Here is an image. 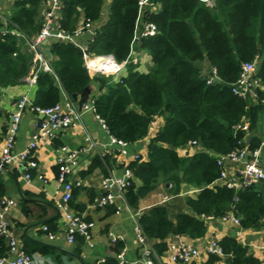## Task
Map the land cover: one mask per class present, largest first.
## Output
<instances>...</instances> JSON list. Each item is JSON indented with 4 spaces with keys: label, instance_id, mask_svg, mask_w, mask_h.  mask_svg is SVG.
<instances>
[{
    "label": "trees",
    "instance_id": "obj_1",
    "mask_svg": "<svg viewBox=\"0 0 264 264\" xmlns=\"http://www.w3.org/2000/svg\"><path fill=\"white\" fill-rule=\"evenodd\" d=\"M43 0H16L14 11L8 18V28L21 31L26 39L11 33L0 34V86L22 83L33 66V52L27 40L37 34L42 26L37 19ZM156 3L157 11L150 10ZM103 0H62L58 26L63 32L73 34L80 23L100 18ZM107 19L88 40L85 52L89 55H111L116 62L126 61L119 79L101 74L90 75L85 66L83 50L69 40L49 43L52 72H38L33 103L48 107L60 102L62 93L71 97L80 95L92 81L99 84L100 92L91 97L95 113L104 121L109 134L125 143L137 141L148 134L156 114L165 113L162 127L151 137L147 158H135L128 164L132 179L124 189V200L132 208L153 190L159 181L169 183L171 195L179 193L180 183L199 188L195 197L186 196L189 212H179L174 220L169 216V202L155 204L141 212L138 222L153 244L158 256L166 253L169 235H186L200 238L206 232V217L218 218L232 212L242 228H262L264 231V185L253 182L240 189L216 183L220 168L216 154H225L241 146L256 147L260 139L253 135L247 142L246 132L234 126L242 120L249 122V134L255 129L262 104L232 92V84L239 76L241 64L257 60L255 75L264 85V0H150L138 14V0H111ZM139 15V16H138ZM150 22L155 33L139 39L140 49L148 52L151 64L147 72L136 69L129 60L135 21ZM82 21V22H81ZM206 59L222 82L207 83L197 61ZM36 68V66H35ZM196 140L205 151L180 156L175 148ZM105 157L96 156L83 177L99 167L107 174ZM79 186L72 188L70 205L81 213L86 204L74 203L73 195ZM6 191L0 174V198ZM93 198H89L91 203ZM110 213L115 208L108 206ZM23 211L27 213L26 207ZM89 220L88 217H85ZM49 230L56 224L47 221ZM264 239V233H263ZM223 249L227 264H261L246 245L234 236L217 240ZM79 254L85 243L75 234ZM124 246L117 241L112 247L119 252ZM23 248L28 253L52 256V247L35 244L24 239ZM8 246L0 238V256ZM221 257L209 254L205 264H215ZM105 264H116V258H107ZM90 264V263H83ZM122 264H133L125 262ZM193 264V263H190Z\"/></svg>",
    "mask_w": 264,
    "mask_h": 264
},
{
    "label": "crops",
    "instance_id": "obj_2",
    "mask_svg": "<svg viewBox=\"0 0 264 264\" xmlns=\"http://www.w3.org/2000/svg\"><path fill=\"white\" fill-rule=\"evenodd\" d=\"M15 1L0 0V18L8 20L14 11ZM110 2L111 0H103L100 18L93 23L94 28L107 19ZM160 8L161 4L156 3L150 7V10L157 11ZM46 10L47 6L42 1L37 13V19L41 23L45 17ZM90 38L91 36H89L88 32L83 31L73 35L70 41L75 42L77 45L85 46ZM54 40L57 39L54 36H50L47 39V43L42 45L43 48L44 46L48 47L49 43ZM139 45V38H136L130 50L128 61L136 64L137 70L147 72L151 64L150 55L146 50L140 49ZM196 64L203 74L210 76L213 67L206 59L199 60ZM25 78L22 83L0 86V152L5 143L10 114L15 109L16 100L24 93L30 95L31 98L34 96L36 86H28ZM214 82L220 83L222 80L219 77H215ZM99 92V84L92 81L86 101H90L91 97ZM80 97L81 94L77 95L78 100ZM70 98L73 101L71 106L78 110V101L73 100L72 97ZM63 101L64 97L62 96L61 104H63ZM62 109L67 111L66 106H63ZM164 115L165 113L163 112L154 116L150 123L148 134L145 137L119 145L112 142L111 135L96 118L94 111L87 110L81 113L79 119L73 125L58 132L56 136L39 140L34 150V157L38 167L32 172L31 179H26L24 171L15 164H9L1 173L6 185V191L2 197L13 201L7 212V219L10 230L17 238L19 244L23 247L24 239H27L35 244L52 247L54 251L51 253L52 256L49 257L53 264H105L104 262L107 258H115L116 252L112 250L115 243L111 242V238L112 236H117L119 241L124 244L125 260L127 262L135 261L140 256V249L134 238L132 215L140 214L152 205L169 202V207H172V210L177 208V211H173V216H170L174 220L177 213L187 212L185 211L186 196L195 197L199 191V188L182 182L180 183L179 193L171 195L166 191L170 184L159 181L153 190L140 198L139 207L132 209L118 194L117 186L110 185L105 181L110 176H122L126 171H129L130 179L136 185L141 184V181L135 178L128 169V164L135 159L136 155L142 159L147 158L148 141L162 127ZM35 120L36 113L30 108H25L15 136V151L21 150L31 138V134L35 130ZM253 135L260 140L264 138V109L259 114L257 125L249 136L252 137ZM61 147H66L71 151H78L76 162L71 165L67 179L72 183V188L79 186L73 195L72 201L86 204L85 209L81 213L70 205L71 197L65 209L59 207V204L64 203L63 185L57 179V156ZM175 150L180 156L205 151L199 145L192 146L188 143L176 147ZM96 156L106 158L107 163L104 166L107 174L101 168L95 167L91 173L82 177L80 172L86 170ZM106 192L113 193L114 202L110 205L98 206L96 204L97 200ZM164 196L168 197L166 202H162ZM90 197L93 198L91 203L89 202ZM23 206L26 207L27 213L23 211ZM108 206L115 208L114 212L110 213ZM64 210L83 214V216L94 222V226L90 230L89 241H85L79 254L75 253L76 243H69L66 240V216ZM228 213L233 214L232 212ZM47 221H53L56 224L55 237L53 239H49L46 232L42 230V225ZM206 225V232L202 237L190 238L186 235H169L165 239L167 245L177 241L179 238L182 241L190 242L199 250V255L190 263L205 264L209 255L205 251V245L211 240H218L223 236L229 235L236 237L243 245H246L248 250L261 261V264H264V231L262 228H242L240 223H234L232 220L222 221L219 217L206 219ZM4 242L7 245L5 239ZM149 242L153 245L157 240L150 238ZM220 257L221 259L216 261L215 264H227L224 256ZM156 260L157 264H175L169 259L167 253L160 256L156 254Z\"/></svg>",
    "mask_w": 264,
    "mask_h": 264
},
{
    "label": "built area",
    "instance_id": "obj_3",
    "mask_svg": "<svg viewBox=\"0 0 264 264\" xmlns=\"http://www.w3.org/2000/svg\"><path fill=\"white\" fill-rule=\"evenodd\" d=\"M47 6L45 17L42 22V26L37 34H35L30 40H27L28 48L33 52V64L32 70L26 81L28 86L36 85V79L38 72H52V68L49 64V58L46 56L43 48V40L48 39L50 36H54L57 40H71L73 35H77L83 31H87L89 36H92L95 29L91 20L82 22L78 26L75 32L71 35L63 32L59 29L58 18L60 16V9L62 6V0H43ZM213 0H207V4L212 6ZM150 5V0H138V14L142 12L144 6ZM139 14V15H140ZM138 15V16H139ZM140 17L135 21L134 35L131 41V48L136 38L146 37L153 35L156 31L155 26L150 22H141ZM8 20L0 18V34L11 33L17 38H24V34L16 28H8ZM73 42V41H72ZM75 43V42H74ZM83 50V58L85 66L90 75H105L111 76L114 81L119 79L121 71L124 68L125 61L118 63L111 55H89L85 52L86 47L78 45ZM257 60L245 61L241 64L239 76L232 84V92L249 99L253 104H262L264 106V85L260 79L255 75ZM36 66V68H35ZM217 77L215 69L212 70L210 76L207 77L206 82H214V78ZM64 97L63 104L58 102L52 106L39 107L34 105L33 98L27 93L22 94L15 102V109L10 114V119L5 136V143L0 152V174L6 169L9 164H15L18 168L24 171V177L31 179L32 172L37 169L38 163L34 157V150L38 145L40 139L52 138L56 134L77 121L82 112L87 110H93V101H85L76 109L73 101L69 96L62 93ZM63 106H66L67 111L63 110ZM25 108H30L36 113V120L34 122V132L31 134V138L26 145L19 151H15V136L19 127L21 115ZM95 113V111H94ZM96 118L101 125L106 128L104 121L95 113ZM236 130H243L249 134V122L248 120H242L234 126ZM248 136L243 140L247 142ZM112 137V136H111ZM112 142L119 145L126 144L123 141L117 140L112 137ZM192 146L197 145L196 140H190L187 142ZM57 156L58 174L57 179L63 185V204H59L60 208H66L72 194V183L68 181L67 175L70 172L71 165L76 162L78 151H71L66 147H61ZM210 155L215 156L216 164L220 168L219 176L216 179V183L225 185L228 188L240 189L243 186L251 184L253 182L260 181L264 185V138H262L259 144L254 148L241 146L225 154H216L212 151H207ZM135 158H139L138 155ZM41 178V176L39 175ZM105 181L110 185H116L118 194L124 200V189L130 182V172L126 171L122 176H110ZM168 200L167 196L162 198V202ZM114 202V196L111 192L102 194L97 200L98 206L110 205ZM13 201L4 197L0 198V238H3L7 242V252L0 256V264H53V261L47 255L39 253H28L19 244L17 238L12 234L9 221L7 219V212ZM66 216L65 235L66 240L69 243L75 242V234H80L84 237L85 241H89L90 230L94 226L92 220H88L83 214L64 210ZM139 214H133V233L136 243L140 249V256L133 262V264H157L156 252L153 245L149 242L148 237L143 233L141 226L138 222ZM212 216L206 217L211 219ZM222 221L232 220L234 223L239 224L238 217L233 214L225 213L219 217ZM42 230L46 232L49 239L55 237V233L50 231L46 224L42 225ZM178 236V235H177ZM119 241L117 236H112L111 242L116 243ZM166 253L169 259L175 264H188L194 258L199 255L198 248L187 241H182L180 238L175 242H171L167 245ZM205 251L208 254L217 256H223V249L217 242V240H211L205 245ZM125 247L123 246L119 252L116 253L115 258L117 264L127 262L124 258Z\"/></svg>",
    "mask_w": 264,
    "mask_h": 264
},
{
    "label": "water",
    "instance_id": "obj_4",
    "mask_svg": "<svg viewBox=\"0 0 264 264\" xmlns=\"http://www.w3.org/2000/svg\"><path fill=\"white\" fill-rule=\"evenodd\" d=\"M47 43V39L43 40L42 44L45 45ZM85 47L87 48V45H85ZM44 52L46 54V56L48 58H51V52H50V49L49 47L47 46H44ZM35 65V63L33 64ZM88 93H89V88H85L83 93L81 94V97L79 98V100L77 99V95L76 94H73L71 97L73 100H77L78 101V105L81 106V104L87 100V97H88ZM251 136H248L247 138V141L250 139Z\"/></svg>",
    "mask_w": 264,
    "mask_h": 264
},
{
    "label": "rangeland",
    "instance_id": "obj_5",
    "mask_svg": "<svg viewBox=\"0 0 264 264\" xmlns=\"http://www.w3.org/2000/svg\"><path fill=\"white\" fill-rule=\"evenodd\" d=\"M212 4H213V2H212ZM256 63H257V62H256ZM257 65H258V63H257ZM184 196H185V195H184ZM155 197H156V196H155ZM171 208H172V207H168V209H169V211H168L169 216H173V211H174V212L177 211V208H175L174 210H172ZM170 209H171L172 211H171ZM185 209H186L185 211L189 212V209H188V207H187L186 205H185Z\"/></svg>",
    "mask_w": 264,
    "mask_h": 264
}]
</instances>
